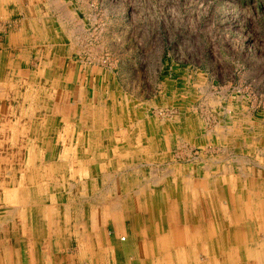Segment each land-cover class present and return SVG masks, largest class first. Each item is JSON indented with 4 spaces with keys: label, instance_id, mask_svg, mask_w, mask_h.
I'll return each instance as SVG.
<instances>
[{
    "label": "rangeland",
    "instance_id": "374dc122",
    "mask_svg": "<svg viewBox=\"0 0 264 264\" xmlns=\"http://www.w3.org/2000/svg\"><path fill=\"white\" fill-rule=\"evenodd\" d=\"M23 1L118 85L115 106L103 90L93 116L66 121L46 80L57 62L37 52L30 88L4 91L5 262L199 264L215 247L223 259L207 264H264V0ZM180 122L167 144L142 129L167 124L172 137ZM168 236L191 248L162 259Z\"/></svg>",
    "mask_w": 264,
    "mask_h": 264
},
{
    "label": "crops",
    "instance_id": "0c3cea01",
    "mask_svg": "<svg viewBox=\"0 0 264 264\" xmlns=\"http://www.w3.org/2000/svg\"><path fill=\"white\" fill-rule=\"evenodd\" d=\"M49 22L52 23V18L47 13L44 11L37 13L33 6L26 5L23 0H0L1 104L4 105V91L11 89L14 92L30 88L29 84L32 83L29 77L30 68L35 65L34 58L38 52L41 57L53 58L57 62V69L50 71L46 80L49 79L47 81L50 83V90L58 92L55 94L58 97V109L56 110H60L64 120H79L85 115L93 116L98 110L99 101L102 98L100 91L103 90H107L108 96L111 98L110 106H115V93L118 85L116 76L97 64L91 65L83 59L77 58V55L80 54L82 41H79L77 36L68 35L67 29L63 28L61 24L59 31H53L52 24ZM51 52L54 53L51 54ZM34 81L35 78H33ZM110 106L108 110H111ZM180 111L181 115L197 113L195 110ZM211 111H216L217 114L222 113V110ZM237 111L241 112L243 116L251 113V110ZM142 114L147 118L149 110H143ZM182 124L180 122V124L171 125L174 127L172 129L176 130V135L172 137L167 132L169 130L167 124L143 123L142 129L145 131L154 130L152 127L157 126L155 128L158 131L157 134L154 136L146 133L147 138L156 140L160 144H167L168 141L170 142V138L178 139V132L183 129ZM80 125L81 127H76V130L82 131L85 126L89 129V125L82 123ZM6 254L7 252L0 249V264H7L4 258ZM28 257L30 264L36 262L35 252ZM19 259L16 257L17 264H19ZM115 259L114 252L113 260L115 261Z\"/></svg>",
    "mask_w": 264,
    "mask_h": 264
},
{
    "label": "bare ground",
    "instance_id": "6f19581e",
    "mask_svg": "<svg viewBox=\"0 0 264 264\" xmlns=\"http://www.w3.org/2000/svg\"><path fill=\"white\" fill-rule=\"evenodd\" d=\"M64 11V10H63ZM32 109V108H31ZM41 113V112H40ZM58 117V116H57ZM49 149V148H48ZM83 180V179H82ZM44 181V180H43ZM144 194V193H143ZM162 194V193H161ZM145 197V196H144ZM198 197V196H197ZM159 198V197H158ZM202 198V197H201ZM181 199V198H180ZM154 200V199H153ZM194 200V199H193ZM70 201V200H69ZM71 202V201H70ZM160 204V203H159ZM64 205V204H63ZM70 205V204H69ZM110 205V204H109ZM111 205H113V204H111ZM9 206V205H8ZM111 207V206H110ZM65 208H66V206H65ZM78 208V207H77ZM116 208V207H115ZM68 209V208H67ZM112 210H114V209H112ZM183 210V209H182ZM1 212V211H0ZM128 212V211H127ZM131 213V212H130ZM146 213V212H145ZM144 213V214H145ZM69 216V215H68ZM258 218V217H257ZM159 219V218H158ZM130 220V219H129ZM132 220V219H131ZM80 221V220H79ZM151 221V220H150ZM195 221V220H194ZM66 222H67V220H66ZM134 222V221H133ZM19 223V222H18ZM77 223H78V221H77ZM147 223H148V221H147ZM145 224V223H144ZM137 225V224H136ZM160 227V226H159ZM80 228V227H79ZM168 228H169V230L171 231V230H173L174 228H175V226H171V225H169L168 226ZM78 230V229H77ZM63 232V231H62ZM78 232H79V230H78ZM152 232V231H151ZM173 232V231H172ZM160 233V232H159ZM152 237V236H151ZM157 237V236H156ZM155 237V241H158V237L156 238ZM179 237V236H178ZM177 236L175 237V236H168V239H167V237H165V239H161L162 240V242H164L165 244H166V241H167V243H168V247L167 246H165V244L163 245V247L162 248H160V249H158V254H160L161 256H162V259H166V258H168L169 256H170V253H172L173 251L174 252H176V253H178V255H181V254H183V251H180V249H178V248H176L177 250H173L174 248L173 247H176L175 245H177L178 246V244H179V242H183V243H181L182 245H183V247H184V249H187V248H191V242H192V240L191 239H189V240H185V239H181V238H178ZM194 237V236H193ZM45 238H47V237H45ZM154 238V237H153ZM194 238H196V237H194ZM207 238H209V236H207V237H205V239L207 240ZM70 239V238H69ZM204 239V238H203ZM168 240L170 241V242H168ZM45 241V240H44ZM179 241V242H178ZM193 241H196V240H193ZM205 241V240H204ZM211 241V243L212 242H215V240H213V239H211L210 240ZM46 242V241H45ZM159 242V241H158ZM176 242V243H175ZM218 242V241H217ZM256 242V241H255ZM173 243L175 244V245H173ZM210 243V242H209ZM216 243V242H215ZM171 244V245H170ZM194 244H195V242H194ZM235 244H237V243H235ZM254 246V245H253ZM195 247H196V249H197V246H196V244H195ZM256 247V243H255V246H254V248ZM169 248V249H168ZM257 249V248H256ZM49 250V249H48ZM193 250V249H192ZM201 250H203V249H201ZM204 251V250H203ZM193 253H195V252H193ZM199 252H196L195 254H198ZM204 255H205V261H203V262H199V264H207V262L206 261H209V262H211V259L212 258H214V257H218V256H221V257H219V258H221V259H223L222 258V255L224 256V252H222V248H219V250H217L216 251V248L215 247H212L211 248V250H206V251H204ZM194 254V255H195ZM152 257L153 258H157L156 259V261H154L153 262V260H151V263H155V264H159V262H158V257L154 254V255H152ZM182 257V256H181ZM152 258V259H153ZM170 258V257H169ZM183 258V257H182ZM192 258V257H191ZM146 259V258H145ZM251 259V258H250ZM169 260V259H168ZM167 260V261H168ZM174 260V259H173ZM200 260V259H199ZM258 261V260H257ZM169 262V261H168ZM171 263V262H170ZM184 263V262H183ZM175 264V263H174ZM210 264V263H209Z\"/></svg>",
    "mask_w": 264,
    "mask_h": 264
}]
</instances>
